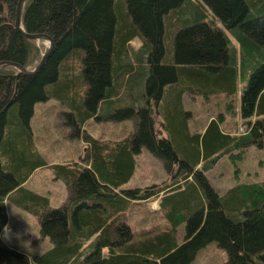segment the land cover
<instances>
[{"label": "trees", "instance_id": "trees-1", "mask_svg": "<svg viewBox=\"0 0 264 264\" xmlns=\"http://www.w3.org/2000/svg\"><path fill=\"white\" fill-rule=\"evenodd\" d=\"M16 2L0 0V62L27 68L41 57L14 28ZM21 25L48 34L53 46L35 74L0 69V235L11 192L52 246L29 260L0 236V264H190L210 242L224 249L221 264H264V181L220 197L204 175L221 155L237 161L251 145L264 148V0H26ZM133 39L140 43L135 66L126 59ZM238 78L247 79L239 102L244 132L223 131L220 118L190 134L182 94L232 95ZM50 99L77 132L90 118L135 125L115 143L83 133L84 164L53 165L68 190L61 207L21 186L46 165L30 119L34 105ZM143 146L177 179L156 190L124 188ZM150 197H159L168 224L134 231L123 214Z\"/></svg>", "mask_w": 264, "mask_h": 264}, {"label": "rangeland", "instance_id": "rangeland-1", "mask_svg": "<svg viewBox=\"0 0 264 264\" xmlns=\"http://www.w3.org/2000/svg\"><path fill=\"white\" fill-rule=\"evenodd\" d=\"M34 43L38 47L41 57L49 42L42 39L34 40ZM129 44L130 50L126 59L135 66L134 57L136 54L134 52L140 43L137 39H133ZM38 60L27 68L32 70ZM237 80L236 92L232 95L219 91H212L213 93L208 94L207 97L200 93L184 92L182 94L181 107L187 112L185 119L190 134L201 133L210 118H221L220 126L227 133L239 135L244 132L239 102L247 79L238 78ZM65 111L60 102L50 99L36 103L30 119L33 147L46 165L34 169L28 176L24 187L28 191L46 198L50 207H61L68 201L67 187L61 179L55 176L53 165L76 163L78 166H82L84 164L83 160L89 146L83 140V133L100 143H115L129 137L135 128L132 120L113 121L90 118L78 127L77 132L67 123L63 114ZM153 119L155 132L161 135L160 122L164 121L162 114L160 113L159 116L156 109L153 112ZM163 134L166 135V132L164 131ZM201 165L202 163L197 166V169ZM134 167L132 176L123 185L124 188L145 190V188L153 186L156 190L169 185L178 177H176L175 169L171 172L166 171L162 161L152 155L144 146L141 152L135 155ZM204 175L220 197L226 196L228 190L233 187L261 184L264 181V148L251 145L237 161L230 159L227 154L221 155L215 163L207 166ZM13 196L10 192L4 199L7 223L0 236L5 245L25 253L29 260H32L34 256L42 254L52 245L47 237L40 234L39 218L22 209L21 206L18 207L19 205L11 200ZM132 203L123 217L132 224L134 231L139 232L154 225L163 227L167 223L164 213L159 210V197H150ZM181 227L183 228V226ZM28 245L34 249L31 253L26 249ZM225 260L224 249L219 247L216 242H210L196 252L190 264H221Z\"/></svg>", "mask_w": 264, "mask_h": 264}, {"label": "water", "instance_id": "water-1", "mask_svg": "<svg viewBox=\"0 0 264 264\" xmlns=\"http://www.w3.org/2000/svg\"><path fill=\"white\" fill-rule=\"evenodd\" d=\"M26 0H17L16 5H15V10H14V17H13V25L14 28L20 32L25 38L29 40H42L46 39L48 40L49 44L45 51L42 53V56L38 63L35 65V67L32 70H29L26 67H23L22 65H19L14 62L10 61H1L0 62V69L1 68H6V67H12L16 71V77H19L21 75H32L35 74L45 63L47 57L49 56L52 46H53V40L52 38L45 33H26L22 29L21 25V18H22V11L24 8Z\"/></svg>", "mask_w": 264, "mask_h": 264}, {"label": "clouds", "instance_id": "clouds-1", "mask_svg": "<svg viewBox=\"0 0 264 264\" xmlns=\"http://www.w3.org/2000/svg\"><path fill=\"white\" fill-rule=\"evenodd\" d=\"M26 249H27V251H28L29 253H31V252L34 250L30 245H28V247H27Z\"/></svg>", "mask_w": 264, "mask_h": 264}, {"label": "crops", "instance_id": "crops-1", "mask_svg": "<svg viewBox=\"0 0 264 264\" xmlns=\"http://www.w3.org/2000/svg\"><path fill=\"white\" fill-rule=\"evenodd\" d=\"M209 120H211V118H210ZM28 178H29V177H28ZM28 178H27V180H28ZM27 180H26V181H27ZM26 181L21 185L24 189H25L24 185H25ZM26 190H27V189H26ZM31 192H32V191H31ZM132 204H133V203H132ZM54 207H55V206H54ZM56 207H57V206H56ZM129 224L132 225L130 222H129ZM131 227H132V226H131Z\"/></svg>", "mask_w": 264, "mask_h": 264}]
</instances>
